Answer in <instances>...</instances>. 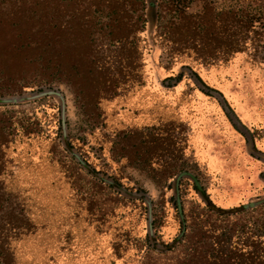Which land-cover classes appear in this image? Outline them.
I'll return each mask as SVG.
<instances>
[{
    "label": "rangeland",
    "instance_id": "rangeland-1",
    "mask_svg": "<svg viewBox=\"0 0 264 264\" xmlns=\"http://www.w3.org/2000/svg\"><path fill=\"white\" fill-rule=\"evenodd\" d=\"M95 2L96 47L73 45L64 59L69 81L27 65L18 82L26 88L0 96L26 98L0 103V133L9 141L0 231L9 216L23 220L9 209L17 202L35 226L13 242L17 263L172 264L182 255L174 241L185 217L208 204L252 206L230 221L264 229V60L240 53L207 63L202 46L187 42L190 31L170 26L168 0L146 1L148 23L138 36L148 43L140 41L139 53L111 46L107 31L97 30L108 22L105 1ZM185 2V18L198 25L204 5L229 4ZM126 55L129 69L120 63ZM97 63L103 73L90 70ZM113 82L118 96L108 99L103 92ZM44 91L59 95L32 98ZM97 98L106 99L97 106Z\"/></svg>",
    "mask_w": 264,
    "mask_h": 264
},
{
    "label": "trees",
    "instance_id": "trees-1",
    "mask_svg": "<svg viewBox=\"0 0 264 264\" xmlns=\"http://www.w3.org/2000/svg\"><path fill=\"white\" fill-rule=\"evenodd\" d=\"M95 1L0 0V96L21 93L26 88V84L19 86L18 82L25 78L22 74L27 65L49 71L45 76L61 73L69 81L72 71L65 67L64 59L70 55L73 45L79 46L76 42L81 39L87 49L95 46L92 44L94 40L90 39L95 22L91 9ZM104 1L106 5L102 15L108 22L98 25L97 30L107 31L111 46L118 45L121 49L139 53L140 41L146 42L138 34L148 23L144 11L147 0ZM185 1L168 0V12L175 13L170 26L174 30L180 27L190 31L187 42L196 43L199 48L202 46L198 51L203 52L201 55L207 63L227 60L240 53L264 60V0H229V4L220 9L207 3L203 16L198 17L202 18L200 25L193 16L185 18L189 9ZM154 6L152 3L151 7ZM199 28L204 30L203 38L193 35V31L197 33ZM126 60L127 55L122 56L120 63H125L124 67L129 69ZM90 70L103 73L105 67L97 63L96 70L91 64ZM120 73L112 75V78L116 76L118 79ZM128 77V74H122V78ZM121 84L129 86L127 82ZM119 89L113 82L105 87L103 94L113 99L118 96ZM100 99L106 98H97L94 102L97 106ZM7 144L9 141L0 133V185L4 190L3 175L7 162L4 151ZM8 201L7 198V207ZM2 202L0 192V205ZM17 203L18 206H9V209L23 216V220L7 217V230L5 233L0 231V264H18L13 242L29 235L35 228L23 204ZM251 208L222 210L208 204L203 213L185 217V232L174 241V248H181L182 255L172 264H264L263 226L259 224L257 228H251L245 222L238 227L230 221L233 216L247 213Z\"/></svg>",
    "mask_w": 264,
    "mask_h": 264
},
{
    "label": "water",
    "instance_id": "water-1",
    "mask_svg": "<svg viewBox=\"0 0 264 264\" xmlns=\"http://www.w3.org/2000/svg\"><path fill=\"white\" fill-rule=\"evenodd\" d=\"M56 94L54 91H44L42 93H39L37 95H34L32 98L35 97H40V96H44V95H53ZM59 95V94H56ZM63 99V98H62ZM26 98L22 97V98H18V97H12V98H6V99H0V103H20L25 101ZM62 120H63V124H64V107H62ZM78 157V156H77ZM83 163V162H82ZM184 174L179 176L178 181L180 180V177H182ZM190 175V174H189ZM191 178L193 179L194 183L196 184V186L199 188L200 191H202L201 185L200 183L195 179V177L193 175H190ZM148 204L150 206V210H149V218H148V223H149V230L152 231V212H151V202L148 201ZM244 208H248V205L244 206ZM185 230V227H183V232Z\"/></svg>",
    "mask_w": 264,
    "mask_h": 264
}]
</instances>
